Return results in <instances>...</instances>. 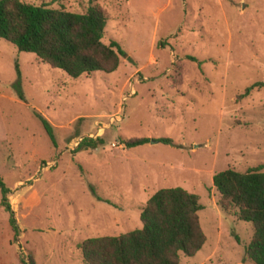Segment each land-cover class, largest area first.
Masks as SVG:
<instances>
[{"label":"rangeland","instance_id":"374dc122","mask_svg":"<svg viewBox=\"0 0 264 264\" xmlns=\"http://www.w3.org/2000/svg\"><path fill=\"white\" fill-rule=\"evenodd\" d=\"M22 1L74 12L97 3L102 41L126 54L113 71L71 77L0 37V176L20 229L14 240L0 204V264H84L81 240L140 228L148 197L172 186L202 205L205 241L180 264H252L253 226L219 206L212 175L264 165V0ZM83 136L105 142L74 151ZM138 136L175 145L122 142Z\"/></svg>","mask_w":264,"mask_h":264},{"label":"trees","instance_id":"16d2710c","mask_svg":"<svg viewBox=\"0 0 264 264\" xmlns=\"http://www.w3.org/2000/svg\"><path fill=\"white\" fill-rule=\"evenodd\" d=\"M107 14L97 3H89L82 12L54 8L46 3L22 0H0V37L13 43L19 51L33 52L51 67L60 68L71 77L96 70L110 72L116 69L119 57L126 53L115 40L102 41ZM198 66L202 61L187 56ZM129 58V56H127ZM17 67V65H16ZM13 82L18 99L25 100L21 91L20 71ZM255 86L245 87L241 95ZM240 95V96H241ZM53 145L55 135L50 122L36 109ZM154 141L175 145L172 138L160 136ZM148 136L123 139L126 147L143 145ZM105 142L102 136H83L74 151L92 149ZM212 182L223 210H233L240 220L253 226L252 235L245 246V256L252 264H264V165L244 171L233 168L219 170L212 175ZM89 190L97 195L89 184ZM10 188L0 176V204L9 214L13 239L20 229L11 208ZM107 201V200H105ZM202 205L198 195L180 186L161 187L148 197L141 208V227L117 235L87 237L77 246L84 264H180L179 256L195 254L205 235L199 224L198 211ZM29 264H33L29 258Z\"/></svg>","mask_w":264,"mask_h":264}]
</instances>
